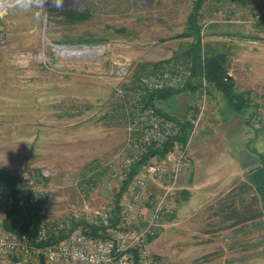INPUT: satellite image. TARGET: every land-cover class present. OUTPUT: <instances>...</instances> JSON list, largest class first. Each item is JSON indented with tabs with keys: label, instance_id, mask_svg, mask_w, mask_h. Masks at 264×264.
<instances>
[{
	"label": "rangeland",
	"instance_id": "obj_1",
	"mask_svg": "<svg viewBox=\"0 0 264 264\" xmlns=\"http://www.w3.org/2000/svg\"><path fill=\"white\" fill-rule=\"evenodd\" d=\"M262 9L264 0H64L39 19L11 9L0 20V172L29 170L46 187L51 214L83 200L102 206L119 189L101 183L135 150L128 118L136 107L190 120L184 167L148 250L165 264H264V217L222 229L213 215L230 190L253 193V165L244 166L264 154V14L250 21ZM196 39L199 57L225 55L236 89L248 93L244 113L193 75L197 60L181 54ZM91 50L99 53H79ZM178 65L180 84L145 82L176 76ZM162 90L181 91L145 104ZM165 180L149 184L141 223Z\"/></svg>",
	"mask_w": 264,
	"mask_h": 264
},
{
	"label": "built area",
	"instance_id": "obj_2",
	"mask_svg": "<svg viewBox=\"0 0 264 264\" xmlns=\"http://www.w3.org/2000/svg\"><path fill=\"white\" fill-rule=\"evenodd\" d=\"M262 14L264 9L251 16L250 21L257 22ZM3 16H0V20ZM1 37L0 32V42ZM177 72L172 77L166 71L157 77L146 79L145 82L153 88L178 85L186 71L183 66L178 65ZM128 120V128L136 134L133 140L135 150L132 156L123 161L113 179L105 178L101 183L107 190L117 187L119 192L134 165L143 160L150 150L180 134L177 122L149 107H136ZM188 141L185 144L173 141L171 149L159 159L151 155L150 159L153 160L138 168L119 200L117 192L114 201L102 206L93 205L86 200L78 204L72 203L61 216L49 212L47 189L42 182L29 170H22L18 180L23 192L16 204L22 213H25L26 207H30L38 222L37 226L29 225L18 232H6L2 228L9 187L0 176V264H5L9 257L13 258L12 264H29L32 259L39 258H43L48 264H135L134 251L137 264H163L148 250V239L153 235L157 219L164 211L167 197L176 187L184 167ZM43 176L48 174L43 172ZM162 176L166 180L161 186V193L149 216L141 223L138 218H142V205L148 186ZM112 219H116L117 224L112 225ZM19 222H26V219L21 218ZM83 223L102 226L104 235L85 233L80 228ZM74 224L78 226L74 227Z\"/></svg>",
	"mask_w": 264,
	"mask_h": 264
},
{
	"label": "trees",
	"instance_id": "obj_3",
	"mask_svg": "<svg viewBox=\"0 0 264 264\" xmlns=\"http://www.w3.org/2000/svg\"><path fill=\"white\" fill-rule=\"evenodd\" d=\"M200 1L196 4L195 10L198 9ZM194 15H191V18ZM261 22V21H260ZM264 22V21H262ZM194 23V22H193ZM195 30V23L193 24ZM193 29V28H192ZM194 35L196 33L194 32ZM197 38V36H196ZM200 42L196 39L190 44L189 48L185 50L181 56H194L197 60V65L194 68L193 75L198 77H204L214 88L221 92L225 99L227 108L236 113H244L245 101H247V92L239 91L235 87L233 78L228 77L226 69L225 55L222 53H205L204 56L199 57ZM181 90H162L156 91L146 96L145 104L153 105V99L156 97L163 98L169 94L179 92ZM157 110V109H156ZM158 111V110H157ZM164 116L176 121L180 126V134L170 140L163 142L160 146L149 151L146 157L138 162L131 168L129 178L125 181L117 194V200H119L121 193L126 189L132 176L137 172L138 168L144 165L146 162L153 160L150 156L159 159L165 155V153L171 149L173 141L178 140L182 144H185L193 130V123L190 120H177L171 116L163 114ZM253 159V158H252ZM253 165V167L247 173V178L250 182L253 193L249 197H243L246 194L245 190H239L235 193V190H230L228 194L217 200L215 204V211L213 215L218 216L219 224L222 229L233 228L239 225L253 222L264 217V154H258L253 161H249L246 166ZM0 176L4 178L9 187V199L8 207L5 209L4 218L2 221V228L6 232H18L26 229L29 225L37 226L36 214L31 212L30 207H26L25 213H22L21 208L17 206V199L22 194L21 183L18 180V176L11 175L9 173L4 174L0 172ZM239 189V188H238ZM25 215V216H24ZM24 216V217H23ZM21 218L26 219V222L20 223ZM112 225L117 224L116 219L111 220ZM78 224H74V227ZM80 228L85 233H89L93 236L104 235V228L99 225L80 224ZM152 236L148 241L152 240ZM134 263L137 264V256L135 251L133 252ZM44 262L43 258H39ZM165 264V263H163Z\"/></svg>",
	"mask_w": 264,
	"mask_h": 264
},
{
	"label": "clouds",
	"instance_id": "obj_4",
	"mask_svg": "<svg viewBox=\"0 0 264 264\" xmlns=\"http://www.w3.org/2000/svg\"><path fill=\"white\" fill-rule=\"evenodd\" d=\"M63 4L64 0H0V16L5 15L9 9H20L26 12L36 10L35 16L39 19L46 5L60 9Z\"/></svg>",
	"mask_w": 264,
	"mask_h": 264
},
{
	"label": "bare ground",
	"instance_id": "obj_5",
	"mask_svg": "<svg viewBox=\"0 0 264 264\" xmlns=\"http://www.w3.org/2000/svg\"><path fill=\"white\" fill-rule=\"evenodd\" d=\"M63 53H66V54H73V52H70L69 50H63ZM80 54H83V55H97L99 52L98 50H91V51H80L79 52Z\"/></svg>",
	"mask_w": 264,
	"mask_h": 264
},
{
	"label": "crops",
	"instance_id": "obj_6",
	"mask_svg": "<svg viewBox=\"0 0 264 264\" xmlns=\"http://www.w3.org/2000/svg\"><path fill=\"white\" fill-rule=\"evenodd\" d=\"M262 33H264V29H262ZM229 76L228 77H231V78H233L234 79V77L233 76H231V74H228ZM35 261H37V259H32L31 260V264L33 263H35Z\"/></svg>",
	"mask_w": 264,
	"mask_h": 264
},
{
	"label": "water",
	"instance_id": "obj_7",
	"mask_svg": "<svg viewBox=\"0 0 264 264\" xmlns=\"http://www.w3.org/2000/svg\"><path fill=\"white\" fill-rule=\"evenodd\" d=\"M229 76V75H228Z\"/></svg>",
	"mask_w": 264,
	"mask_h": 264
}]
</instances>
